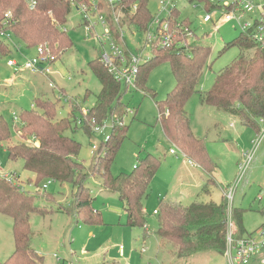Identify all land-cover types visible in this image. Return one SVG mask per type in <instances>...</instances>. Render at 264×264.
I'll return each instance as SVG.
<instances>
[{
    "label": "rangeland",
    "instance_id": "rangeland-1",
    "mask_svg": "<svg viewBox=\"0 0 264 264\" xmlns=\"http://www.w3.org/2000/svg\"><path fill=\"white\" fill-rule=\"evenodd\" d=\"M159 1L148 0L147 7L152 19L158 16L163 24L167 14H158ZM204 3L205 0L178 2L172 8L175 12L171 13V17L188 19L189 29L193 32L192 36L187 37L188 44L199 43L211 48L197 87L208 91L213 87L216 74L239 56L240 50L237 46L220 50L226 42L240 34L241 28L234 20L226 21L219 7L208 12ZM104 9L108 8L104 6ZM206 14H209L211 19L203 22L202 18ZM115 15L119 19L123 16L118 12ZM252 17L254 19L256 16L252 14ZM156 27L157 24L153 20L143 31L137 25L123 24L122 36L118 35L116 39L132 54H140L142 59H148L152 50L147 43L146 32L154 31ZM58 29L69 33L73 46L63 51L58 59L52 62L48 74L33 73L29 70L15 72L7 65L8 59L22 63L25 59L36 56L35 47L27 48L15 38L9 42L10 51L6 55L0 53V114L9 122L11 131L10 140L0 142V178H3V175L12 176L9 181L22 191L25 189L29 193H35V203L46 207L45 214H30L31 246L43 255V264H57L54 254L63 264H226L223 255L211 251L185 258H178L168 252V246H162L156 234L158 221L154 209L158 208L159 199L163 200L167 192L173 194V200L179 201L183 196L182 192L193 190L192 198L181 200L188 204L195 197L202 201L213 199L216 203L219 202L221 195L223 197L222 190L232 183L237 173L242 152L251 147L256 134L254 128L245 125L237 115L213 105L201 104L198 93H193L185 104L186 112L190 116L191 130L205 140L215 167L209 174L214 181L208 186V194L200 193V188L190 189L192 180L185 176L184 171L179 170V163L183 160L180 158L181 150L170 144L164 136L155 105V101L164 99L172 89L175 79L168 62L155 65L149 71L145 84L155 97L137 89L126 91L122 97L127 110L122 122L128 125V130L111 164L112 174L130 172L137 156L144 155L145 152L161 159L150 181L149 194L143 200L145 227L126 225L125 213L117 195L103 190L98 174L91 173V163L97 155L93 146L98 147L107 136L112 126V118L107 116L103 120L106 126L101 132L91 130L87 123L80 120L83 117L82 110H87L93 105L94 96L101 89L98 78L88 66V62L98 56L100 45L96 41L85 39L80 14L73 6H70L66 23L59 25ZM170 29L175 31L172 27ZM252 53L248 50L244 55L247 58ZM50 82L54 83V87L49 85ZM60 89L64 91L56 106V118L68 116L74 120L72 128L65 133L80 144L78 160L86 172L85 185L93 197L92 206L100 212L102 219V223L97 225L82 223L74 217V187L50 179L44 192L40 189L35 191V186L28 185L27 178L32 175L23 169V160L9 159L6 151L8 146L21 140L18 135L20 110L30 108L38 97L55 100ZM85 92L87 96L84 98ZM74 109L72 116L70 112ZM171 148H174L178 157L171 155ZM44 182L47 180L42 183ZM232 203L235 207L245 209L242 223L247 233L264 223V138L234 193ZM13 249L12 218L0 212V264ZM253 258L255 256L241 264H260V260L256 263Z\"/></svg>",
    "mask_w": 264,
    "mask_h": 264
},
{
    "label": "trees",
    "instance_id": "trees-1",
    "mask_svg": "<svg viewBox=\"0 0 264 264\" xmlns=\"http://www.w3.org/2000/svg\"><path fill=\"white\" fill-rule=\"evenodd\" d=\"M34 2V7L30 8L25 0H0V24L4 14L9 12L10 17L6 19L5 29L15 39L27 48L46 44L58 59L63 51L73 46L69 33L58 29L59 25L66 23L71 5L67 0ZM98 3L102 8L107 5L103 0H98ZM147 4L148 0H118L115 6L123 15L118 24L114 22L112 9H108L106 18L115 41H118L116 38L123 24L137 25L142 31L147 28V24L153 20ZM204 7L210 12L215 6L205 2ZM174 12V9H171L170 15L165 19L170 27L179 28L180 31L175 33L168 47L150 45L152 55L138 66L135 86L137 90L148 92L155 97V94L145 86L149 71L161 62H168L175 84L164 99L155 101L161 129L172 145L178 147L190 161L198 164L209 175L215 167V162L208 154L205 140L192 133L190 116L186 112L185 104L192 94L197 92L201 104L213 105L237 115L245 125L254 128L255 136L258 135L259 120H264V35L261 40L256 41L250 36L251 33L240 32L231 41L226 42L220 51L237 46L240 54L230 65L216 74L213 87L203 91L197 87L211 48L199 43L183 45L185 36L182 29L189 28V21L187 18L182 20L172 18L171 13ZM248 50L253 53L246 58L244 53ZM8 52V44L0 39V53L6 55ZM88 66L98 78L101 89L94 96L93 105L85 114L82 113L83 117L80 120L87 125L92 120L96 124H101L107 116H111L113 121L109 133L95 149L97 155L91 163V173L98 174L103 190L117 195L125 213L126 225L145 227L143 200L149 194L150 181L161 159L150 152H145L144 155L137 156L130 172L112 174L111 164L128 130V125L122 122L123 115L127 112L122 97L128 89L113 78L100 62L99 56L89 61ZM63 91V89L58 91L55 100L44 96L38 97L30 108L20 110L18 135L21 140L8 146L6 151L9 159L23 160V169L32 175L27 178L28 185L35 186V191L40 189L44 192L45 189H42L40 184L50 179L74 187V217L82 223L97 225L102 223V219L100 212L93 208V197L85 185L86 172L78 160L80 144L65 133L72 128L74 120L68 116L56 118V106ZM86 96L87 92L84 98ZM74 111L75 109L70 115L73 116ZM10 137L9 122L0 114V142L8 141ZM213 181L209 175L200 193L207 194L208 186ZM35 198V193L22 191L11 181L0 178V212L12 218L14 239L12 253L1 264H43L42 257L38 256L31 246L30 214H45L47 210L45 206L35 203ZM244 211L245 209L235 206L231 209V217L236 224V238L253 232L247 233L244 229L242 223ZM225 213L224 197L217 203L195 198L188 205L162 201L155 213L159 243L164 247L168 246V252L178 258L206 251L223 255ZM263 225L264 223L260 226Z\"/></svg>",
    "mask_w": 264,
    "mask_h": 264
},
{
    "label": "built area",
    "instance_id": "built-area-1",
    "mask_svg": "<svg viewBox=\"0 0 264 264\" xmlns=\"http://www.w3.org/2000/svg\"><path fill=\"white\" fill-rule=\"evenodd\" d=\"M25 1L28 7H34V0ZM67 1L71 6L75 7L80 14L81 23L85 32V39H91L99 43L100 51L98 56L103 66L117 82L124 84L126 89H136L135 82L137 78L138 66L146 59H142V55L140 54H132L114 39V34L110 30L109 24L107 22L106 13L108 9H112L111 14L113 16L114 22L116 24L119 23V17L115 15L116 12L121 13V11L116 9L115 6V3L118 0H103L107 4V10L99 5L98 0ZM182 1L184 0H160L158 14L165 13L168 16L176 3ZM205 2L211 3L215 7H219L222 10L223 18L226 21H236L241 28V32L251 33L250 36L256 41H259L261 38H263L264 0H205ZM252 14L256 16L254 19ZM9 17V12H6L4 14V19L0 24V39H3V41L12 42L14 38L13 35L5 29V26L7 25L6 19ZM210 19L211 16L206 14L202 18V21L207 22L210 21ZM153 21L155 24H157V27L154 31L147 30V43L150 45L155 44L160 48L168 47L172 42L173 36L176 32L180 31V29L176 28L175 31H173L169 27V22L165 19L164 23L162 24L158 16L154 17ZM182 31L185 36L182 44L188 45L187 37L192 36L193 32L188 27H183ZM119 36H122L121 27L119 28ZM35 48L36 56L33 58L25 59L22 63H19L15 59H8L7 65L12 67L15 72L20 70H29L33 73H50V66L52 62L57 59L56 55L50 51L46 44H40ZM16 49L18 50V47H16ZM49 85L54 87V83L52 82H50ZM82 113L85 114L86 110H82ZM88 123V126L93 131L101 132L106 126L103 123L96 124L93 122V120ZM259 124V134L253 139L250 149L242 152L241 161L237 165L238 170L232 183L226 189L222 190L223 197L226 200L225 248L223 252L226 264H241L250 260L261 250H264V225L256 228L250 235L236 238V224L231 217L234 193L239 183L243 180L245 174L247 173V170L253 161L254 155L264 138V120H259ZM96 148V146H93L94 150ZM170 152L171 154L176 153L174 148H171ZM181 156H184L182 151ZM3 178L9 181L12 176L9 177L3 175ZM49 183L50 180L44 182L42 184V189H45ZM155 213L156 211H154V214ZM53 256L55 257L56 261H58L57 264H63L60 262V259L56 254ZM259 263L264 264V257L260 259Z\"/></svg>",
    "mask_w": 264,
    "mask_h": 264
},
{
    "label": "crops",
    "instance_id": "crops-1",
    "mask_svg": "<svg viewBox=\"0 0 264 264\" xmlns=\"http://www.w3.org/2000/svg\"><path fill=\"white\" fill-rule=\"evenodd\" d=\"M4 42H6L7 44H8V46H9V42H7V41H4ZM9 48H10V46H9ZM9 51H10V49H9ZM190 129H191V126H190ZM192 131V130H191ZM193 133V132H192ZM194 134V133H193ZM194 136H196V137H198L197 135H195L194 134ZM171 144V143H170ZM171 155H173V156H175V157H178V154L177 153H174V154H171ZM180 158L181 159H183L180 163H179V170H182V171H184V173H185V176H187V177H189L191 180H192V184H190V189H191V187H195V188H200L201 189V187H202V185L206 182V180H207V177L209 176L208 175V173L207 172H205L200 166H198V164H196V163H194V162H190V160L187 158V157H184V156H180ZM182 177V176H181ZM213 179V178H212ZM193 190L191 191V190H189V191H187V192H182V194H183V196L182 197H180L181 199H179V201H176V200H173L172 198H173V194H170V193H168L167 192V195H165V197H164V199L163 200H161V199H159V201H158V204L157 205H159V203L160 202H162V201H165V202H170V203H180V204H182V205H187L188 203H184L183 201H181L182 199H188L189 200V198L191 197L192 198V194H193ZM111 193V192H110ZM209 193V192H208ZM207 193V194H208ZM168 194H169V196H168ZM196 198V197H195ZM194 198V199H195ZM221 198H222V195H221ZM193 199V200H194ZM173 200V201H172ZM192 200V201H193ZM209 201H213V199H210ZM213 202H215V201H213ZM146 203V202H145ZM143 205H144V203H143ZM143 210H144V207H143ZM154 210H156V209H154ZM153 210V211H154ZM145 211V210H144ZM37 253V252H36ZM37 255L38 256H41L42 258L41 259H43V255H41L40 253H37ZM193 255H195V254H193ZM193 255H190L189 257H193ZM262 257H264V250H261L259 253H257L256 255H255V258H253V259H256V263L258 262V260H260ZM43 261V260H42Z\"/></svg>",
    "mask_w": 264,
    "mask_h": 264
}]
</instances>
